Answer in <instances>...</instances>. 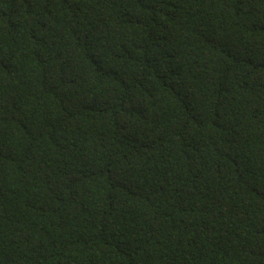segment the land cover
I'll use <instances>...</instances> for the list:
<instances>
[{"label": "trees", "instance_id": "1", "mask_svg": "<svg viewBox=\"0 0 264 264\" xmlns=\"http://www.w3.org/2000/svg\"><path fill=\"white\" fill-rule=\"evenodd\" d=\"M0 264H264V0H0Z\"/></svg>", "mask_w": 264, "mask_h": 264}]
</instances>
